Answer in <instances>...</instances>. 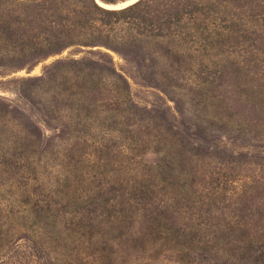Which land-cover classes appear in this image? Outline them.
Listing matches in <instances>:
<instances>
[{
  "label": "trees",
  "instance_id": "trees-1",
  "mask_svg": "<svg viewBox=\"0 0 264 264\" xmlns=\"http://www.w3.org/2000/svg\"><path fill=\"white\" fill-rule=\"evenodd\" d=\"M118 1L125 0H0V67L35 62L69 48L82 53L105 46L151 77L162 70L183 95L193 96L204 129L264 139V1L225 0L243 12L241 21L232 23L244 39L242 65L238 56L220 48L223 41L211 46L213 37L212 42L200 38L202 14L219 15L213 4L139 0L120 9L100 4ZM197 60H205L206 67L193 77L186 66ZM109 64L71 54L50 63L39 76L0 88L13 95H0L1 196L11 203V197L66 188L71 178H84L85 186L98 176H119L110 183L119 192L117 216L108 221L138 220L140 238L149 236L147 227L157 223L150 233L160 230L182 252L192 245L187 232L196 229L198 241L191 249L207 250L218 259L237 255L249 264H264L263 164H219L225 171L217 187L225 186L229 175L239 179L238 188L232 182V192L225 193L235 225L201 235V215L194 217L188 199L199 195L195 205L205 208L218 202L220 192L212 186L218 176L209 168L215 158L188 147L174 128L157 123L148 112L136 111L126 79L111 58ZM42 127L57 134L51 138ZM99 185L92 188L101 189ZM12 238L6 236L0 245V260L9 254Z\"/></svg>",
  "mask_w": 264,
  "mask_h": 264
},
{
  "label": "rangeland",
  "instance_id": "rangeland-1",
  "mask_svg": "<svg viewBox=\"0 0 264 264\" xmlns=\"http://www.w3.org/2000/svg\"><path fill=\"white\" fill-rule=\"evenodd\" d=\"M202 1L213 4L219 15L202 14L199 22L200 38H204L203 42H206L211 41L213 37L215 43L211 41V46L223 41L219 45L220 48L226 49L227 54L231 57L238 56L239 64L242 65L244 39L241 37V32L235 31L236 28L232 27V23H239L240 15L243 12L241 9L227 6L225 0ZM249 1L263 2L264 0ZM123 2L118 1L108 7L120 9L123 6L119 5ZM239 2L242 3L243 0H239ZM220 33L222 34L220 35ZM198 47L197 43L195 48ZM90 49L93 50L92 54H87V50ZM84 50V52L78 53L77 49L69 48L62 54L52 55L35 62L12 63L10 67H0V88L13 87L16 84V79L22 77L39 76L50 63L71 54L75 57L88 55V58L108 67H111L109 64L111 58L115 70L126 79L129 85L130 98L136 111L148 112L157 123L174 128L188 147L194 151L199 150L202 153L210 154L215 158V163L213 162L209 168L214 171L213 176H218V181L212 185L215 186L218 193L220 192L218 202L205 208V206L197 207L195 205V202L200 198L199 195L196 197L194 194L188 199V203L193 206L194 217L198 214L201 215L198 219L201 222V226H198L201 228V235L204 232L212 234L214 228L218 227H221L225 232L227 227L234 226L235 219L229 216L231 203L225 200V196L232 192V182H236L234 185L238 188L239 179L229 175L225 186L217 187L219 179L225 171L220 169L219 164L237 160L248 162V167L251 168H255L259 164L264 166V139L253 141L236 135H222L219 132L204 129L206 126L201 125L198 120V111L194 106L193 96L191 98L183 95V92L175 87V83L164 76L162 70L158 69V74L151 77L148 75L149 72L141 70L137 64L130 62V59L126 60L119 53L105 46H95ZM199 62L201 63L198 60L194 61V64L189 63L186 66V73L190 72L193 77L202 74L206 67L203 62L206 61L204 60L201 64ZM0 95L13 98L12 94L2 89H0ZM33 113L39 118V114L35 110ZM42 130L51 138L57 134L54 129L49 131L42 127ZM219 176L221 177L219 178ZM117 179H120L119 176L110 178L109 174H106L98 176L94 183L84 186V178H71L66 188L54 189L52 192L37 197L31 195L11 197V203L6 202L0 194V245L3 246L6 236L13 234V238L10 240L12 245L9 254L0 260V264L250 263L240 259V256L237 255L229 259L223 257L218 259L206 249L205 254L197 249L194 250V247L191 249L198 241L196 229L187 232L186 239L188 241L191 239L192 245L182 252V246L173 245L168 239H164L160 230H153L150 233L149 227L156 229L155 224L157 223L147 227L146 235L149 236L140 238L137 236L140 231L138 220L134 224H129L126 218L121 217H114L113 221H108L111 217L117 216L118 205L115 200L118 198L115 196L119 192H117L118 189L111 188L114 185L110 184ZM55 180L58 184L61 183V179L58 178H51L50 182L53 183ZM95 185L101 186V189L92 188ZM2 194L7 197L6 194ZM203 199L206 200V197L203 196ZM94 200L99 201L98 206L90 204ZM200 208L201 212L198 211ZM88 218H93L94 221ZM91 221L93 224L89 223ZM205 239L207 238L201 237V241H206ZM199 246L197 245V247ZM30 253L34 254L30 258L31 261L29 260Z\"/></svg>",
  "mask_w": 264,
  "mask_h": 264
},
{
  "label": "bare ground",
  "instance_id": "bare-ground-1",
  "mask_svg": "<svg viewBox=\"0 0 264 264\" xmlns=\"http://www.w3.org/2000/svg\"><path fill=\"white\" fill-rule=\"evenodd\" d=\"M134 1H136V0H126V1H124L123 3H121L119 6H126V5H128V4H131L132 2H134ZM102 4V3H101ZM104 6H106V7H108V5H105V4H103ZM108 8H110V7H108Z\"/></svg>",
  "mask_w": 264,
  "mask_h": 264
},
{
  "label": "water",
  "instance_id": "water-1",
  "mask_svg": "<svg viewBox=\"0 0 264 264\" xmlns=\"http://www.w3.org/2000/svg\"><path fill=\"white\" fill-rule=\"evenodd\" d=\"M137 1H139V0L134 1V2H132L131 4H133V3L137 2ZM103 4H105V5H114V4L102 3L101 5H102L103 7H105V8H108V7L104 6ZM131 4H128V5H131ZM128 5H126V6H128ZM126 6H123V7H126ZM123 7H121V8H123ZM108 9H118V8H108Z\"/></svg>",
  "mask_w": 264,
  "mask_h": 264
}]
</instances>
